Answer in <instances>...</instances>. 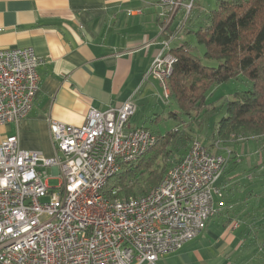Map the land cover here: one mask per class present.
Here are the masks:
<instances>
[{
  "label": "built area",
  "instance_id": "obj_1",
  "mask_svg": "<svg viewBox=\"0 0 264 264\" xmlns=\"http://www.w3.org/2000/svg\"><path fill=\"white\" fill-rule=\"evenodd\" d=\"M186 1L157 5L170 20L179 9L188 13ZM174 39L170 34L160 42L147 74L159 82L164 99L176 61ZM40 63L29 47L0 50V126L17 124L31 111ZM135 111L130 97L119 107L90 108L82 126L51 121L50 158L20 148L17 135L0 141V264H155L201 232L216 213V182L228 158L197 140L147 193L113 200L103 194L121 164L156 141L145 127L130 126ZM43 168L59 178L58 191H51Z\"/></svg>",
  "mask_w": 264,
  "mask_h": 264
},
{
  "label": "crops",
  "instance_id": "obj_2",
  "mask_svg": "<svg viewBox=\"0 0 264 264\" xmlns=\"http://www.w3.org/2000/svg\"><path fill=\"white\" fill-rule=\"evenodd\" d=\"M157 2L0 0V50L29 47L41 58L32 109L17 124L1 125L0 141L17 135L20 148L50 158L51 121L82 126L90 108L119 107L130 97L136 110L146 106L148 113L153 106L149 98L159 97L160 89L147 74L174 21L160 14ZM174 42V47L187 43L182 37ZM254 157H248L252 163L247 168L259 169L253 168L246 179L254 183L258 175L260 183L264 156L256 152ZM221 205L220 200L215 202L216 213L195 238L155 264H247L239 256V227L232 228L234 220L229 221L230 213Z\"/></svg>",
  "mask_w": 264,
  "mask_h": 264
},
{
  "label": "trees",
  "instance_id": "obj_3",
  "mask_svg": "<svg viewBox=\"0 0 264 264\" xmlns=\"http://www.w3.org/2000/svg\"><path fill=\"white\" fill-rule=\"evenodd\" d=\"M208 21L193 35L195 42L204 47V58L217 60L219 65L202 64L192 52L190 43L171 47L176 61L168 87L178 112H170L168 117L176 120V124L163 134L153 132L155 143L135 161L121 164L102 189L108 199L140 196L158 185L166 171L185 156L188 144L194 139L195 128L210 122L221 109L224 114L215 121L213 140L227 142L237 137L264 135V0H219ZM240 76L246 79L248 89L235 92L219 109L208 102L209 94L217 85ZM155 122L154 119L151 123ZM144 127L151 131L150 127ZM210 153L219 152L215 149ZM233 153L227 156L229 162L216 186L220 189L227 185V196L233 194L237 211L250 205V212L264 216V180L259 183L262 178L256 175L257 182H240L253 168L259 169V165L241 168L238 153ZM225 205L226 212L233 211L228 200ZM259 210L262 213H258ZM248 214L247 211L244 217ZM231 219L229 216V221ZM252 230L256 249L263 251L257 259L264 264V218L252 226ZM239 231L247 240L249 230L241 227Z\"/></svg>",
  "mask_w": 264,
  "mask_h": 264
},
{
  "label": "rangeland",
  "instance_id": "obj_4",
  "mask_svg": "<svg viewBox=\"0 0 264 264\" xmlns=\"http://www.w3.org/2000/svg\"><path fill=\"white\" fill-rule=\"evenodd\" d=\"M188 1L189 0H187L186 2ZM190 3L191 6L188 13H185V9L183 10L179 9L176 12L177 14L179 11H182L181 14H179L178 16H176L175 14V17H173L174 18L173 29L172 28L170 29L169 26H166V29L167 28L169 29H167L166 31L167 34L165 35L164 38H166V36L170 34H173L175 36V39L171 42L170 47H174V45L176 44L174 41L182 37L184 40H186L187 43H190V45H192L191 48L192 52L201 60L202 64L209 67H217L219 65V62L217 60L204 58L203 56L204 47L202 45H198L195 42V37L193 35V32L198 28L208 24L209 22L208 18L210 12L217 8L219 0H191ZM164 23H166V21ZM248 87L249 84L247 83L245 78L241 76L237 77L236 79H232L223 84L217 85L213 89V91L209 94L208 102H212V105L216 106L219 109V107L222 106L221 104L223 101L231 100L235 92L248 89ZM158 88L160 89L159 95L162 97L163 100L161 99L160 96L149 98L153 106H150L151 108L148 113L146 111V106H143L142 108L139 107L129 119L131 126L133 125V127H135L134 125H136V126L150 127L152 132L154 133L156 132L160 134H163L167 130L172 129L174 127V125L176 124V120L168 116L170 112H178V108L175 102L171 99V96L165 97L164 99L162 95V88L159 85ZM153 109L155 115L156 114L160 115L159 118L154 115ZM223 114L224 112L221 109L218 112V114H216L214 117L210 119V122L203 123L200 128L196 127L195 131L192 134V137L194 139L192 140L191 143L188 144L186 151L189 150L191 144L197 140L201 144H203L206 148H208L210 151L212 150V152L213 150L216 149V151L219 152L220 154L226 153L225 156H231L232 152H234L235 154L238 153L240 159L239 166L241 168L244 167L247 168L249 167L248 165L249 164L251 165L252 163V161L248 157L255 158L254 155L256 152H260V155L264 156V135L250 136L248 138L237 137L235 139H230L227 142L213 140L214 139L213 134L216 129L215 121H217ZM154 119L156 120V122L152 124L151 121ZM240 149L241 152H239ZM229 158L227 162H229ZM225 167H227V165ZM43 171H45L47 174L48 186L50 187L51 191L52 192L58 191L56 188L59 186L60 183L59 178L58 177L55 178L51 176L50 168H43ZM261 173H263L264 175L263 171ZM244 178L245 179H240V182L242 183L246 182L245 180L247 179L246 177ZM255 178L257 179V176H255ZM251 181H253V179ZM227 188L228 187L226 184L220 187L221 197L215 198V202L217 200H220L222 203L221 206H223L226 204L228 200L229 205L231 204V206L234 207L235 205L233 204H235L234 201L235 198H233V194L231 196L230 193L227 196ZM150 190L151 188L148 191ZM122 198H118V199H122ZM48 199L49 196L43 198L42 201L44 202L47 201ZM259 206L260 207L258 208L262 207L260 204ZM232 209L233 211L230 212V216L232 217L233 220L239 221L240 226H238L239 228L237 227L238 230H240L241 227H243V230L244 228L245 230H249L247 240H244L243 236H241L240 234L241 236L240 259L247 261L246 262L247 264H261L257 258L260 257L259 254L263 253V251L256 249L255 247L256 246V243H254L255 235L252 232L253 231L252 226H255L258 223H260L261 220L264 218V216L261 214H253L255 213V211L250 212L251 211L250 205L249 208L247 207L238 211L235 209V207L231 208L230 210ZM247 211L249 212V214L247 217H244ZM257 212L262 213V210H259Z\"/></svg>",
  "mask_w": 264,
  "mask_h": 264
}]
</instances>
